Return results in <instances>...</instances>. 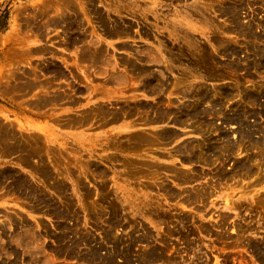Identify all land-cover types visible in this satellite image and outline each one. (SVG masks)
Instances as JSON below:
<instances>
[{
  "label": "rangeland",
  "instance_id": "374dc122",
  "mask_svg": "<svg viewBox=\"0 0 264 264\" xmlns=\"http://www.w3.org/2000/svg\"><path fill=\"white\" fill-rule=\"evenodd\" d=\"M263 250L264 0H0V264Z\"/></svg>",
  "mask_w": 264,
  "mask_h": 264
},
{
  "label": "bare ground",
  "instance_id": "6f19581e",
  "mask_svg": "<svg viewBox=\"0 0 264 264\" xmlns=\"http://www.w3.org/2000/svg\"><path fill=\"white\" fill-rule=\"evenodd\" d=\"M227 11H228L229 14H231V16H233V21L236 22V20H237V17H236L237 16V12L233 11L231 9H228ZM232 13H234V14H232ZM236 25L239 26L238 24H236ZM251 30H250V32H251ZM254 34L255 33H253V35ZM238 52H239V50L236 47L231 46V45L226 46L225 49H223V51H222V53H225V54H235V53H238ZM199 61L202 62V63H206V62H208V59H206V57H203V58H200ZM239 66L240 65L238 63H233L232 64V67L235 68V69H239ZM258 98L259 97L257 96L255 99H258ZM200 99H203V101H208L209 100L208 96L205 95V94H202L200 96ZM181 109L182 110H181L180 113H185V111H186L187 113H185L184 115L191 116V118H194L197 115H199V111H197L196 109H194V110L191 109L190 111L185 110L183 107ZM165 113H166V115L168 114L167 111ZM236 114H238V112L234 113L232 115H226L225 116V120L229 121L228 123H236V124H238L239 125V130L241 131L243 137L244 136L253 137L254 133H250V130H246L247 124H246L245 117L247 118V117H250V116L246 112L243 114V116L242 115H236ZM160 117L166 118L165 115H161ZM167 134L170 135V132H167ZM260 141H262V140H258V142H260ZM210 150H211V148H210ZM212 150L215 151L214 149H212ZM192 157H196V155L193 154ZM262 252L264 253V250Z\"/></svg>",
  "mask_w": 264,
  "mask_h": 264
}]
</instances>
